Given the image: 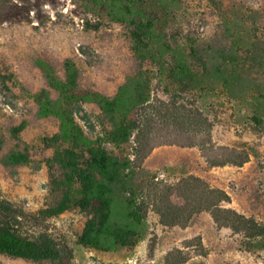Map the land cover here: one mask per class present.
I'll return each instance as SVG.
<instances>
[{
	"label": "trees",
	"instance_id": "1",
	"mask_svg": "<svg viewBox=\"0 0 264 264\" xmlns=\"http://www.w3.org/2000/svg\"><path fill=\"white\" fill-rule=\"evenodd\" d=\"M87 1L129 29L137 71L110 97L80 93L79 70L72 61L65 64V80L45 62L38 63L57 93L55 99L47 90L35 96L38 114L59 121V133L51 140L65 146L59 162L69 187L58 205L41 213L52 219L74 208L88 212L78 241L100 251L136 246L146 234L151 206L165 227L187 228L202 213H210L218 227L242 235L252 246L264 244L262 225L224 207L231 203L225 190L189 175L174 187L151 193L153 185L143 171L146 160L163 146L196 148L210 168H241L251 162V147L213 141V121L245 122L254 133L264 134V0H205L213 21L204 34L177 27L191 0ZM18 7L13 0H0V21ZM156 88L167 101L155 98ZM87 103L107 119L112 144L133 145L131 157L115 155L86 135L77 115ZM3 147L0 139V151ZM4 161L31 164L22 152ZM175 192L184 199L183 206L172 202ZM18 218L13 204L0 196V254L61 264L66 249L48 234L23 237L16 229ZM182 254L179 249L170 252L168 264L185 263Z\"/></svg>",
	"mask_w": 264,
	"mask_h": 264
},
{
	"label": "rangeland",
	"instance_id": "2",
	"mask_svg": "<svg viewBox=\"0 0 264 264\" xmlns=\"http://www.w3.org/2000/svg\"><path fill=\"white\" fill-rule=\"evenodd\" d=\"M13 1L19 7L0 21V139L4 142L0 196L17 211L19 233L28 238L53 236L59 247L66 249L61 264H168V255L177 249L183 253L180 257H187L183 264H264V244L252 246L242 235L218 227L210 213H202L187 228H170L160 223L151 206L145 236L136 246L115 251L79 244L89 219L82 209L74 208L52 219L44 217L41 211L58 205L69 187L59 162L65 146L51 140L59 133V121L38 114V93L47 90L52 98L57 97L38 63L45 62L65 80V64L72 61L79 70L80 93L100 92L110 97L136 73L137 64L129 29L87 0ZM210 15L205 0H191L177 27L184 33L204 34L213 21ZM155 98L168 100L157 88ZM83 108L77 119L89 138L120 157L133 155V145L110 142L107 119L95 104L87 103ZM213 123V141L219 146L251 147V162L241 168H210L196 148L163 146L143 165L153 185L148 192L160 193L164 186L174 187L184 177L195 175L231 196V203L224 207L264 227V134L254 133L241 121L219 118ZM13 152L27 154L31 164H6L5 158ZM171 200L179 206L185 204L177 192ZM190 241L194 242L188 244ZM0 264L55 263L0 254Z\"/></svg>",
	"mask_w": 264,
	"mask_h": 264
}]
</instances>
